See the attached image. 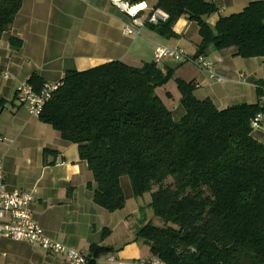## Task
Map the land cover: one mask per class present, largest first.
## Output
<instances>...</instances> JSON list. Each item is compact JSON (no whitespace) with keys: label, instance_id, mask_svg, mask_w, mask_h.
I'll return each mask as SVG.
<instances>
[{"label":"trees","instance_id":"16d2710c","mask_svg":"<svg viewBox=\"0 0 264 264\" xmlns=\"http://www.w3.org/2000/svg\"><path fill=\"white\" fill-rule=\"evenodd\" d=\"M148 1L126 0L129 6ZM21 5L0 0V38ZM155 9L167 19L145 26L162 37H176L181 17L198 25L194 56L235 48L239 57L264 60V1L221 16L214 26L207 19L219 6L210 0H156L148 14ZM10 45L19 49L22 40L11 38ZM170 78L154 61L66 70L38 118L78 146L96 205L108 212L124 207L122 176L133 195L150 193L148 207L162 223L145 217L136 235L163 264H264V144L251 135L264 82L256 85V103L219 110L193 95V82L177 80L185 113L175 121L155 94ZM27 82L36 91L43 85L37 74ZM5 103L0 99V112ZM168 178L172 183L164 186ZM89 251L96 257L111 248Z\"/></svg>","mask_w":264,"mask_h":264},{"label":"crops","instance_id":"0c3cea01","mask_svg":"<svg viewBox=\"0 0 264 264\" xmlns=\"http://www.w3.org/2000/svg\"><path fill=\"white\" fill-rule=\"evenodd\" d=\"M155 1L144 4L151 8ZM210 1L219 6L218 12L207 19L214 26L219 17L238 13L250 2L260 0ZM147 14L148 10L142 11L141 19ZM128 22V16L110 0H22L20 10L0 38V99L6 101L0 112V135L4 138L0 159L6 189L31 193L32 216L44 233L84 252L94 264H110L107 258L111 255L116 259L112 264H149L154 257L136 235L145 216L140 214L139 203L133 202L130 182L124 176L120 178L126 198L122 209L108 212L96 205L87 187L93 180L92 173L86 161L80 159L78 146L30 115L16 100L15 92L32 74H37L42 83H55L66 70L83 71L113 60L139 67L153 61L159 45L180 47L194 56L200 40L195 22L179 18L173 38L162 37L146 26L138 36L126 35L122 25ZM11 38L22 40L19 49L11 47ZM204 56L213 62L224 81H216L191 62L167 58L158 65L162 72L171 74L172 84L158 87L163 98L158 96L175 121L185 113L181 104H168L177 80L193 82V95L199 100L210 99L219 110L258 101L256 85L264 82L263 58L239 57L235 48L209 50ZM251 135L264 144L262 129L252 130ZM90 246L111 251L92 257ZM0 264L68 262L63 255L47 253L27 241L0 236Z\"/></svg>","mask_w":264,"mask_h":264},{"label":"built area","instance_id":"2783aa9c","mask_svg":"<svg viewBox=\"0 0 264 264\" xmlns=\"http://www.w3.org/2000/svg\"><path fill=\"white\" fill-rule=\"evenodd\" d=\"M115 6L123 11L129 18L128 23L122 25V31L126 35L138 36L141 33L145 22L157 24L159 21H165L167 14L159 9L152 10L144 19H141L139 12L144 11L141 8L138 12L132 13L126 0H110ZM172 59L176 62H191L198 68L206 71L208 75L218 82L224 81L220 76L212 61L208 60L204 55L190 56L184 49L180 47L156 46L154 51V63L158 66L164 59ZM6 77V75H5ZM60 82L43 83L41 88L36 91L28 82L20 84L15 92V98L20 105L25 107L30 115L39 117L45 104L50 100L54 91L60 86ZM261 110L251 119L252 130L262 129L264 125V95L260 98ZM4 138L0 135V144ZM32 201L31 193L24 190L6 189L5 175L3 163L0 159V236L10 240H24L50 254L63 255L68 264H88V256L79 250L72 249L64 244L48 237L39 224L34 220L30 209ZM113 255L107 258V262L112 264L115 262ZM142 263H145L142 260ZM149 264H163L157 257H153Z\"/></svg>","mask_w":264,"mask_h":264},{"label":"rangeland","instance_id":"374dc122","mask_svg":"<svg viewBox=\"0 0 264 264\" xmlns=\"http://www.w3.org/2000/svg\"><path fill=\"white\" fill-rule=\"evenodd\" d=\"M145 10H148V12H149V10H150V8L149 7H146V9ZM170 60H172V59H170ZM174 61V60H173ZM176 62V61H175ZM171 79L172 78H170L169 80H168V82H170V84H172V82H171ZM155 94L156 95H159L160 97H162L163 98V94H162V91L160 90V88H158L157 89V91H155ZM180 102V98H179V90H178V88H177V86H176V91H174L173 92V95H172V98H171V100L169 101V105H171V104H175V105H180L181 103H179ZM124 178H126L127 180H128V182H129V178L127 177V176H124ZM124 182V181H123ZM172 183V180L170 179V178H168L165 182H164V186H167V185H169V184H171ZM130 184V183H129ZM123 188L124 189H126V193H127V187L125 186V184H123ZM157 190V186H154L153 187V189H152V192H154V191H156ZM132 194H133V192H132ZM134 196V199H133V202H138L139 203V207H138V209H139V211H140V214L142 215V216H145L146 217V220L148 221V220H150L151 221V223H153V224H155V225H161V220L159 219V218H157V217H155L154 215H153V212H152V210L148 207V204H149V202H150V193H145L144 195H142V196H135V195H133ZM128 199H129V203L131 202L130 201V198L128 197ZM128 203V204H129ZM141 221H143V219L141 220ZM138 228H140V227H138Z\"/></svg>","mask_w":264,"mask_h":264},{"label":"bare ground","instance_id":"6f19581e","mask_svg":"<svg viewBox=\"0 0 264 264\" xmlns=\"http://www.w3.org/2000/svg\"><path fill=\"white\" fill-rule=\"evenodd\" d=\"M144 6H145L144 3H140V4H138V5H134V6H132V7L130 8V11H131L132 13H136V12H138L141 8H144Z\"/></svg>","mask_w":264,"mask_h":264}]
</instances>
